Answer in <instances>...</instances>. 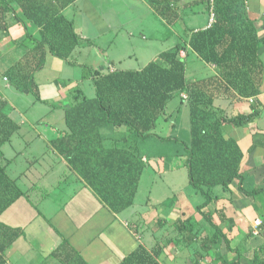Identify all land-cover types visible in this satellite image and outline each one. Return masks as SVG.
Instances as JSON below:
<instances>
[{"label":"crops","instance_id":"0c3cea01","mask_svg":"<svg viewBox=\"0 0 264 264\" xmlns=\"http://www.w3.org/2000/svg\"><path fill=\"white\" fill-rule=\"evenodd\" d=\"M161 2L166 3L167 17L156 8ZM245 5L259 35L264 36V0H245ZM193 12L207 13L208 22L201 25L197 15L183 20ZM64 14L73 21L82 42L67 59L50 54L46 67L37 73L42 100L35 102L54 107L63 103V114L47 126H42L43 115L28 120L20 108L23 93L3 76L26 52L27 33L40 39V28L17 8L8 14V31H0V72L11 92L0 87V98L19 114V135L25 140L34 130L50 148L2 147L7 174L24 192L0 214L1 223L20 232L4 252L5 264H123L141 246L157 255L161 264H221L222 259L229 263L237 251L243 264H252L255 249L264 244L260 231L264 90L253 101L251 97L214 101L228 116L249 114L257 106L258 114L251 122L226 123L222 133L243 153L246 190L262 191L249 195L235 179L227 189L214 187L208 203L190 176L193 123L189 105L170 102L154 135L144 140H135L128 126L101 125L98 115L69 113L84 101L82 93L88 99L96 96V89L93 96L83 89L86 82L94 86L92 77L84 76L85 69H142L161 53L189 42L195 30L208 26V0H77ZM259 54L264 62V45ZM181 56L189 79L218 73L215 64L205 62L191 48L182 50ZM29 121L30 128L25 125ZM165 131L171 136H164ZM69 134L76 142L82 138V149H72ZM148 139L169 145L168 149H140V143ZM9 142L13 143V137ZM135 187L133 201L124 207ZM116 197L123 198V203L111 204L109 200ZM216 233L222 239L206 252L203 239ZM64 240L69 241L66 247H62Z\"/></svg>","mask_w":264,"mask_h":264},{"label":"trees","instance_id":"16d2710c","mask_svg":"<svg viewBox=\"0 0 264 264\" xmlns=\"http://www.w3.org/2000/svg\"><path fill=\"white\" fill-rule=\"evenodd\" d=\"M76 1L0 2L1 32L8 31V14L17 8L41 32L40 39L27 33L30 43L27 44L26 52L4 71L3 76L8 78L13 88L22 93L33 94L38 101L42 100L37 73L46 67L48 56L52 54L67 59L82 42L73 21L64 14V10ZM165 4H156V8L167 17ZM215 10L216 21L212 26L195 30L189 42L180 43L161 53L140 70L107 72L102 69H85L84 76L93 79L96 96L88 99L82 93L80 96L84 101L69 112L98 115L101 125L128 126L135 140H144L154 135L153 130L158 126L160 118L167 115L170 102L179 97L181 104L189 105L193 123V146H190L189 159L191 181L202 191L207 199L206 203L213 199L214 187L221 185L227 189L235 179H239V189L249 195L264 190H246L241 172L243 153L233 139L225 138L222 133L226 123L242 126L251 122L258 114L257 106L253 105V111L249 114L228 116L214 105L217 98H229L232 101L248 99L257 97L264 90V62L259 54L264 45V36L259 35L246 9L245 0H216ZM189 48L205 62L215 64L218 73L200 79H189L186 59L181 56V51ZM20 128L17 112L6 99L0 98V214L24 194L8 176L2 163L3 145L11 141ZM69 135V140L74 142L72 149H82V138L76 142L78 139ZM135 192L136 187L132 189L131 198L124 207L133 201ZM109 201L119 205L123 203V198L116 197V201ZM260 228L264 235V219ZM19 234L18 230L0 222V264H5L4 252ZM219 239L222 237L217 233L207 235L203 239L206 252ZM67 245L69 241L64 240L62 247ZM156 256L141 246L123 264H161ZM225 263L227 260L222 259L221 264ZM229 263L243 264L238 251L236 259ZM252 264H264V244L255 249Z\"/></svg>","mask_w":264,"mask_h":264},{"label":"rangeland","instance_id":"374dc122","mask_svg":"<svg viewBox=\"0 0 264 264\" xmlns=\"http://www.w3.org/2000/svg\"><path fill=\"white\" fill-rule=\"evenodd\" d=\"M199 8L202 9V7H199ZM194 15H197V17L198 16L201 17V18L197 19V21H200L201 25H203V24L208 22V20H207L208 14L204 13V12H200L199 14H196L194 12L193 13H189L187 15H184L183 20L188 22L189 20H191L193 18ZM195 24H197V23H195ZM205 72H207V70ZM68 73H70V72L68 71ZM70 74L73 75L74 73H70ZM42 78L43 79L46 78L45 74H42ZM5 80H6V82H9L8 78H6ZM0 87H1V89L4 90V92H6L7 94L11 95V92L5 86V83L3 82V78H2L1 72H0ZM83 89L85 90V92L89 96H93L95 94V88H94L93 84L90 83V82H86V84L83 86ZM14 91H16V90H14ZM21 97H24V98H21L23 100V104H20V108H23V109H21L22 113L28 118V120L29 119L33 120V118H34L33 115H41V116L43 115L44 120H46V121L44 123H42V126L43 125L47 126L51 120L56 119L57 117H59L60 114H63V108L61 106L63 103H60V104H58L57 106L54 107L51 104H39L38 102L36 103L35 101H37V100H36V98H35V96L33 94L23 93L21 95ZM16 99H18V97ZM179 101H180L179 97H176L175 99H173L171 101L172 102L171 104L172 105L177 104V103H179ZM17 102L21 103L19 100H17ZM32 102L36 103L34 108H31V107H33L32 104H30ZM18 117H20L19 114H18ZM19 121H20V118H19ZM30 121L26 122V124H25L26 127H28V128H30L29 127L30 126L29 125ZM164 134H165L164 136H171V135H168V134H172V133L171 132L167 133V131H165ZM25 140L28 141V142H26ZM25 140L18 134V132H16L15 135L13 136V143L12 142L5 143L4 146H3V149H50L48 147V145H47V141L44 140V138L42 136L39 137L37 132H34V130H31L29 132V134H27ZM30 146H32V147H30ZM168 146L169 145H165V144L159 145L155 140H152V139H148V140L142 141L140 143V149H147L148 152H152V151L157 150V149L158 150H160V149H168L167 148ZM245 186L247 188L251 187V183L250 182L246 183Z\"/></svg>","mask_w":264,"mask_h":264},{"label":"built area","instance_id":"2783aa9c","mask_svg":"<svg viewBox=\"0 0 264 264\" xmlns=\"http://www.w3.org/2000/svg\"><path fill=\"white\" fill-rule=\"evenodd\" d=\"M208 3H209V23H208V26L207 27H210L216 21V10H215L216 0H208ZM183 97L184 98H187V95L186 94H183ZM250 100L253 101L254 98L251 97ZM256 223H257V226L260 225V221H256ZM225 264H230V263H225Z\"/></svg>","mask_w":264,"mask_h":264}]
</instances>
